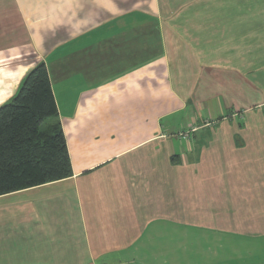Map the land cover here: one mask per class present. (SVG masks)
I'll use <instances>...</instances> for the list:
<instances>
[{
  "label": "crops",
  "instance_id": "obj_1",
  "mask_svg": "<svg viewBox=\"0 0 264 264\" xmlns=\"http://www.w3.org/2000/svg\"><path fill=\"white\" fill-rule=\"evenodd\" d=\"M248 2L0 0V105L44 62L72 168L0 195V264H223L193 230L264 239V0Z\"/></svg>",
  "mask_w": 264,
  "mask_h": 264
},
{
  "label": "trees",
  "instance_id": "obj_2",
  "mask_svg": "<svg viewBox=\"0 0 264 264\" xmlns=\"http://www.w3.org/2000/svg\"><path fill=\"white\" fill-rule=\"evenodd\" d=\"M48 71L38 62L0 105V195L72 175ZM44 124V127H42Z\"/></svg>",
  "mask_w": 264,
  "mask_h": 264
},
{
  "label": "rangeland",
  "instance_id": "obj_3",
  "mask_svg": "<svg viewBox=\"0 0 264 264\" xmlns=\"http://www.w3.org/2000/svg\"><path fill=\"white\" fill-rule=\"evenodd\" d=\"M7 1H9V0H6V2ZM242 1L247 3L248 1L254 2L256 0H242ZM248 4H249V2H248ZM2 11H3V7H0V17H1ZM260 25H261L260 22L255 23V25L253 24L251 26V28L253 29L252 31H254V32L258 31V26H260ZM146 28L150 30V35L151 36L155 35V37L153 39V45L152 46L150 45V42L152 44L151 39H150L151 41L150 40L145 41L146 52H145V58L143 57V60L145 59V63H146V61L148 62V60L153 59L156 56H158V54H160L162 52V48H163L162 41H160L161 38H160V36H158V26L156 25L155 21H154V24H150V23L146 24ZM151 36L149 38H151ZM106 40H102L100 42L101 43L104 42L103 44L106 45L107 44L106 42L109 43V39H106ZM97 46H98V44H97ZM110 50L111 49L108 48V51H107L108 55H106V57L97 56L96 60H100L102 58H106L107 60H109V58H110L109 54H111ZM96 51H97V48H96ZM93 58H94V56L91 54V59L93 60ZM111 65L113 66L112 76L121 74L122 72L125 71V68H126L125 63H123L122 66H120L119 64H113V63ZM259 74L263 75L264 73H259ZM21 82L22 81H20L18 86H20ZM200 114H202V113H200ZM216 116H219V114ZM50 119H52V118H49L46 121V123L52 122V120H50ZM215 120L216 119H206V120L200 119L198 121L195 120V121L191 122L190 123L191 125H189L188 127L189 128L198 127V126L199 127H202V126L214 127V126H216ZM181 126H183V125H181ZM42 127H44V124ZM179 128L181 129L182 127H179ZM179 128H177V129H179ZM180 135H181V137H183V132H181ZM190 235L194 239H201L202 238V239H206V240L214 243L215 245L216 244L224 245L225 246L223 248L224 253H222V252L219 253V256L223 257V258H221L220 263L223 260L224 261L223 264H228L227 262L225 263V261H227L229 257H235V258H239L240 264H264V239L263 238L258 239L257 237L254 238L253 236H250V235H241V237H236L235 235H230V234H221V233L218 234V233H211V232L199 231V230H197V231L193 230V232ZM230 244H233L235 247L232 249H229ZM211 251H213V247L209 248L207 252H211ZM219 251H221L220 248H219ZM209 259L211 260L210 257H209ZM207 263L208 264H215L212 261L207 262ZM193 264H195V263H193ZM198 264H201V263H198ZM230 264H232V263H230Z\"/></svg>",
  "mask_w": 264,
  "mask_h": 264
}]
</instances>
